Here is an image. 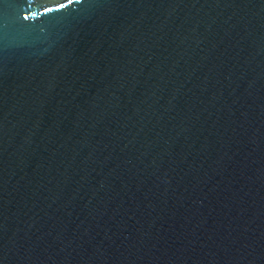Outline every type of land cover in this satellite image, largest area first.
<instances>
[{"label":"water","instance_id":"1","mask_svg":"<svg viewBox=\"0 0 264 264\" xmlns=\"http://www.w3.org/2000/svg\"><path fill=\"white\" fill-rule=\"evenodd\" d=\"M0 264H264V0H0Z\"/></svg>","mask_w":264,"mask_h":264}]
</instances>
